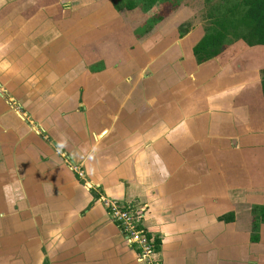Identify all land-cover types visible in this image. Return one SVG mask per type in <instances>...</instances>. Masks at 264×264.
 Here are the masks:
<instances>
[{
	"label": "crops",
	"instance_id": "1",
	"mask_svg": "<svg viewBox=\"0 0 264 264\" xmlns=\"http://www.w3.org/2000/svg\"><path fill=\"white\" fill-rule=\"evenodd\" d=\"M82 1L0 14V264H141L102 198L144 208L161 264H264V45L196 62L195 28Z\"/></svg>",
	"mask_w": 264,
	"mask_h": 264
},
{
	"label": "trees",
	"instance_id": "2",
	"mask_svg": "<svg viewBox=\"0 0 264 264\" xmlns=\"http://www.w3.org/2000/svg\"><path fill=\"white\" fill-rule=\"evenodd\" d=\"M36 1L40 2L30 12L40 5L51 4L55 0ZM145 1L150 4L155 0ZM111 5L114 9H118L120 5L132 9L133 1L114 0ZM205 17L208 21L207 25L204 26L202 35L191 48L196 62L214 58L236 40H241L248 46L264 45V0H218L209 5ZM259 73L261 75V70ZM260 85L264 95V77L260 78ZM249 218L251 219L249 238L254 242L258 240V234L255 231L258 224L264 223V205L251 207ZM220 219L234 221L233 211L220 216ZM240 221H243V218L240 217Z\"/></svg>",
	"mask_w": 264,
	"mask_h": 264
},
{
	"label": "rangeland",
	"instance_id": "3",
	"mask_svg": "<svg viewBox=\"0 0 264 264\" xmlns=\"http://www.w3.org/2000/svg\"><path fill=\"white\" fill-rule=\"evenodd\" d=\"M132 1H133V7H132L133 10L129 11L127 15L126 13H124V15L122 16L124 21H129L128 23L137 26H148L153 24L154 22L155 23L153 25L162 23L164 28L167 29H169L170 24L171 25L172 24L176 25V23L177 24L180 23V25L187 24L189 29L195 28V30L197 31V35H200L203 33V28L205 25H207L208 22L205 17V14L209 5L212 4V2H216L218 0H155L150 4H147L148 2L145 0H132ZM31 2L33 3L31 4ZM38 2L40 1L0 0V14L5 10L6 11H10L14 9L19 10L18 8H21L22 15L25 16L26 13H30L29 11L32 10V8H34L36 4H38ZM82 2L84 4L82 6H87V7H89V5L94 7L95 5H97V3L102 4V1L100 0H83ZM119 2H123V0H120ZM72 3H74L73 0H59V1L55 0L53 3L48 4L50 5V7L48 8L54 7V9L57 12H60L61 14L63 10L73 7L74 5H72ZM158 19L160 20L158 21ZM226 47L223 51L219 53L220 55H222L225 52V50L228 49ZM259 77L260 78L264 77V67L261 69V75L259 73ZM260 78L254 88L255 93H253V97H252L254 101L253 105H255L256 108L258 109H261L260 107H264V95L262 94L261 91ZM260 150L264 151V148H261ZM258 151L259 150H257V152ZM257 152L256 154H251V155L255 156L256 158H259L261 154H264ZM258 163H259L258 166L257 167L255 166V168H257L258 171L261 168L264 169V161H260V162L258 161ZM258 227L259 226H257V231L259 230ZM260 233L264 234V226L261 227Z\"/></svg>",
	"mask_w": 264,
	"mask_h": 264
},
{
	"label": "built area",
	"instance_id": "4",
	"mask_svg": "<svg viewBox=\"0 0 264 264\" xmlns=\"http://www.w3.org/2000/svg\"><path fill=\"white\" fill-rule=\"evenodd\" d=\"M78 177L82 173L73 167ZM101 204L106 209L109 218L125 235L126 240L136 251L141 264H161L158 258V246L155 237L142 225L144 217L143 207L119 204L114 200L102 198Z\"/></svg>",
	"mask_w": 264,
	"mask_h": 264
}]
</instances>
